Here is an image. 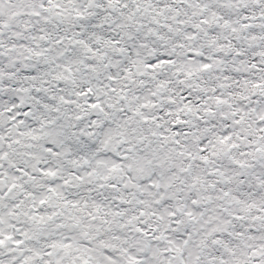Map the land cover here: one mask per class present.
Segmentation results:
<instances>
[{
  "label": "snow or ice",
  "instance_id": "obj_1",
  "mask_svg": "<svg viewBox=\"0 0 264 264\" xmlns=\"http://www.w3.org/2000/svg\"><path fill=\"white\" fill-rule=\"evenodd\" d=\"M0 264H264V0H0Z\"/></svg>",
  "mask_w": 264,
  "mask_h": 264
}]
</instances>
